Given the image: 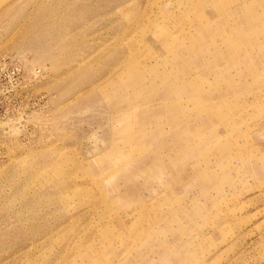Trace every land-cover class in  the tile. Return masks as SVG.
I'll use <instances>...</instances> for the list:
<instances>
[{
    "label": "rangeland",
    "instance_id": "374dc122",
    "mask_svg": "<svg viewBox=\"0 0 264 264\" xmlns=\"http://www.w3.org/2000/svg\"><path fill=\"white\" fill-rule=\"evenodd\" d=\"M0 264H264V0H0Z\"/></svg>",
    "mask_w": 264,
    "mask_h": 264
}]
</instances>
